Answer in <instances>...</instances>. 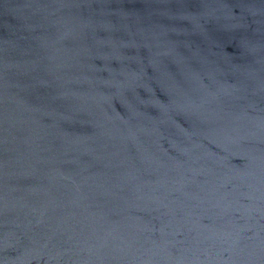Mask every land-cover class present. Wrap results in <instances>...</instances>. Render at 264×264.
I'll return each mask as SVG.
<instances>
[{"label": "water", "instance_id": "95a60500", "mask_svg": "<svg viewBox=\"0 0 264 264\" xmlns=\"http://www.w3.org/2000/svg\"><path fill=\"white\" fill-rule=\"evenodd\" d=\"M0 264H264V0H0Z\"/></svg>", "mask_w": 264, "mask_h": 264}]
</instances>
